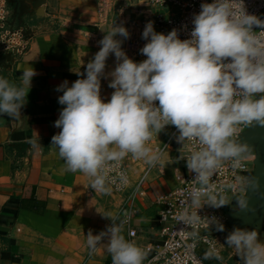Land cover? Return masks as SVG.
I'll use <instances>...</instances> for the list:
<instances>
[{
	"label": "clouds",
	"instance_id": "clouds-1",
	"mask_svg": "<svg viewBox=\"0 0 264 264\" xmlns=\"http://www.w3.org/2000/svg\"><path fill=\"white\" fill-rule=\"evenodd\" d=\"M192 23L190 37L181 39L178 29L157 32L149 21L142 33L148 42L140 50L147 58L137 62L122 47L130 37L128 28L115 22L87 63L86 78L78 72L82 78L71 86L67 80L57 86L63 92L58 102L65 107L55 121L61 131L52 137V145L67 171L86 174L89 187L108 193L113 186L129 184L127 172L120 169L129 156L152 167L162 163V152L150 142L174 125L182 145L177 160L186 159L189 173H194L176 218L193 229L203 218L222 232V218L202 217L199 210L204 197L210 208L227 206L224 197L214 194L210 180L226 162L237 170L251 156L253 146L237 138L241 125L264 127V19L249 13L245 0H212L201 4ZM110 55L117 64L106 73ZM36 75L33 67L25 68L15 83L0 74V114L14 120L22 116ZM107 77L115 91L105 102L101 82ZM249 183L261 186L259 178ZM96 210L112 223L99 234L88 231L89 253L103 248L112 264H143L145 249L124 235L127 216L120 219ZM233 211L236 215L250 211V202L241 197ZM260 235L259 227L235 226L222 244L241 258L240 264H264ZM204 259L223 262L222 249L211 247Z\"/></svg>",
	"mask_w": 264,
	"mask_h": 264
},
{
	"label": "crops",
	"instance_id": "crops-1",
	"mask_svg": "<svg viewBox=\"0 0 264 264\" xmlns=\"http://www.w3.org/2000/svg\"><path fill=\"white\" fill-rule=\"evenodd\" d=\"M35 4L24 0L23 17L18 20L20 1L0 0V74L19 83L25 68L37 72L22 116L14 120L0 114V264H83L89 254L88 231L99 234L112 223L96 208L120 219L131 215V227L124 225V235L129 238L130 229L136 230L135 241L145 249L158 239V218L166 208L163 198L181 185L185 169L172 151L163 157L164 171L150 170L143 160L129 156L123 161L133 185L125 194L96 193L86 174L66 170L52 145V137L61 131L55 121L65 107L58 102L63 92L57 86L65 80L71 86L82 78L78 72L86 78L87 63L115 21L100 22L97 0H46L43 17ZM19 28L31 36L26 53L15 58L4 55V40ZM122 47L128 51V39ZM116 64L110 55L106 73ZM110 79L101 82L105 102L115 91L109 87ZM161 143L158 140L156 145ZM218 238L223 257L240 264L241 258L222 244L225 236ZM260 239L264 240V233ZM96 261L109 262L111 255L101 248Z\"/></svg>",
	"mask_w": 264,
	"mask_h": 264
},
{
	"label": "built area",
	"instance_id": "built-area-1",
	"mask_svg": "<svg viewBox=\"0 0 264 264\" xmlns=\"http://www.w3.org/2000/svg\"><path fill=\"white\" fill-rule=\"evenodd\" d=\"M99 4V19L101 23H108L110 20L119 25L123 23L130 32L128 38L129 57L139 62L147 57L141 53L142 47L148 42L142 38V33L146 24L151 21L154 23L157 32L169 33L173 29H178L180 38L187 39L194 27L192 21L194 16L201 10V4L204 2L211 3L212 0H97ZM247 11L264 19V0H245ZM1 18V16H0ZM0 23H3V20ZM186 26V27H185ZM254 30L259 31L258 27ZM24 30L13 31L11 38L4 40L2 52L14 57L23 56L28 48V42L24 36ZM158 104V101H157ZM252 125H241L240 135L248 130ZM177 129L174 125H168L166 128L155 136L150 142L153 147L159 148L163 154L172 151L175 161L185 169V174L180 176L181 185L172 193L163 198L166 203L165 210L159 215L158 224L160 234L155 243H150L146 248V257L143 264H230V260L224 257L223 262L215 259H204L205 253L213 246L221 248L219 238L215 236V229L211 227L206 219L191 228L183 225L176 218L177 212L181 209V202L186 199V192L193 185L194 173H189L186 167V159L177 160L180 156L179 149L182 147L176 140ZM158 140H162L160 145H156ZM187 154L188 149H185ZM162 157V162H163ZM254 160L255 155L244 161V167L233 170L229 163H225L222 169L215 174L210 183L214 185V194L218 198L224 197L227 206L219 209L210 208L206 205V197L202 198V207L199 214L205 216H218L226 224L229 210L237 206L241 197H245L254 177ZM159 168L164 171L163 163L156 166H150V170ZM120 169L125 170L129 176V184L122 188L112 187L118 194L127 193L133 185L130 170L125 161L120 162ZM115 174V172L113 173ZM240 177V180H237ZM235 185V187H232ZM170 197V198H168ZM186 206V205H185ZM196 210V209H193ZM128 222L125 224L131 227L133 217L127 216ZM196 235L193 236L192 232ZM131 233V234H130ZM139 234L136 230L130 229V240H136ZM95 254H88L83 264H112L109 262H97Z\"/></svg>",
	"mask_w": 264,
	"mask_h": 264
},
{
	"label": "water",
	"instance_id": "water-1",
	"mask_svg": "<svg viewBox=\"0 0 264 264\" xmlns=\"http://www.w3.org/2000/svg\"><path fill=\"white\" fill-rule=\"evenodd\" d=\"M19 1L20 12L16 15V19L21 20L24 13V0ZM35 1V5L38 10V16H45L46 0ZM18 30H24V36L26 40H30L31 36L26 33L25 29L19 28ZM238 139L247 141L253 146L251 153L255 155V170L252 181H255L257 178H259L261 186L254 188L250 183L246 196L244 197L250 202V211L236 215L233 209L237 208V206L232 207L227 214L225 231H216V237H226L235 226L249 228L259 227L260 234L264 233V127L252 125L248 130L243 132Z\"/></svg>",
	"mask_w": 264,
	"mask_h": 264
},
{
	"label": "rangeland",
	"instance_id": "rangeland-1",
	"mask_svg": "<svg viewBox=\"0 0 264 264\" xmlns=\"http://www.w3.org/2000/svg\"><path fill=\"white\" fill-rule=\"evenodd\" d=\"M127 54H128V56H129V53H128V51H127Z\"/></svg>",
	"mask_w": 264,
	"mask_h": 264
}]
</instances>
